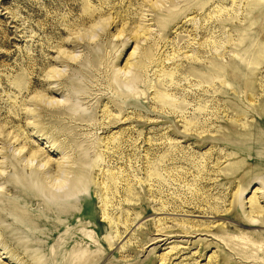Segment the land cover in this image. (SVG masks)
<instances>
[{"label":"rangeland","instance_id":"374dc122","mask_svg":"<svg viewBox=\"0 0 264 264\" xmlns=\"http://www.w3.org/2000/svg\"><path fill=\"white\" fill-rule=\"evenodd\" d=\"M186 7L0 0V264H264L246 220L264 192V0ZM38 161L47 187L81 185L74 223L10 187Z\"/></svg>","mask_w":264,"mask_h":264},{"label":"bare ground","instance_id":"6f19581e","mask_svg":"<svg viewBox=\"0 0 264 264\" xmlns=\"http://www.w3.org/2000/svg\"><path fill=\"white\" fill-rule=\"evenodd\" d=\"M188 3V7H186L183 12L185 13H189V12H195L196 10H202L204 8H207L208 6H210L215 0H184ZM194 2V4H192ZM198 3V4H197ZM245 16V15H244ZM244 18V17H243ZM213 19V18H212ZM245 19V18H244ZM233 19H225L221 21V27H225L226 25L229 26H235L232 22ZM218 24V19L216 20H212L210 24ZM219 25V24H218ZM229 30V29H228ZM243 33L241 34V40H243L242 44H243V50L245 45H246V41H247V36L245 33L246 28L243 27ZM226 34V33H225ZM239 41V40H238ZM247 52V51H246ZM217 57V56H216ZM232 60H235V57L231 58ZM117 77H119L117 75ZM61 85V84H59ZM62 88H58L57 86H54L53 88L48 87L46 88V91L49 94H56L59 90H61ZM54 97V96H52ZM55 98V97H54ZM48 102V99H46L43 103V99L41 98L40 101H38V105L42 106L43 109L47 108V109H54L55 112L57 113H62L64 111L65 106L64 104H61V102ZM40 102V104H39ZM27 114L26 117L28 118H34V120L36 119V114L38 115V112H34L32 111L30 108L27 110ZM259 114L261 117H263L264 120V102L262 103V105L259 108ZM65 112V111H64ZM85 114V113H84ZM83 116V114H81V117ZM77 117V116H76ZM80 117V115H79ZM57 118V117H56ZM53 119V118H51ZM55 119V118H54ZM60 119V118H58ZM262 121V120H261ZM40 131H43V126L39 127ZM45 134H40V136H44ZM60 136V135H59ZM23 149V146H22ZM33 160L35 159H40L41 157L38 156V158L36 156H32ZM58 162L53 161L52 159H48L45 163V169H48L47 167L49 165L52 164H56ZM40 164V162L38 161L37 165L35 167H33L31 164H27L26 167L30 169V171H35L37 172V174L35 176L29 175V176H21L18 180H14L13 182L10 183V187L13 188H20L23 192L22 187L26 188L29 194H34L37 196H42L43 200H44V204H45V212L49 215H52L51 217H56V220H62V218L66 217V219L68 220L67 223L72 224L74 223V221L76 220V215H78V206L79 204L75 203L77 202L82 196H81V192H82V187L81 185L77 182V181H71V185H69V189H65L63 191H56L53 190V188H49L47 187V181L44 178V176L50 172L48 170H37V166ZM53 167V166H51ZM85 169V168H84ZM75 170V169H74ZM79 170V168H78ZM83 170V169H81ZM86 170V169H85ZM84 170V171H85ZM77 170H75L76 172ZM83 171V172H84ZM74 172V173H75ZM65 185H59V189L60 188H64ZM263 197H264V192L263 195H260L258 197L255 196L252 198V200H250V206L247 207L250 209V212H248L249 214H247L248 216L246 217L247 222L250 225H264V206L262 205L263 203ZM243 202L240 201V199L235 201L234 207H233V212L231 214H235L236 211H238V209H242L244 211V206ZM238 208V209H237ZM237 209V210H236ZM53 221L52 219H40V221L38 222V226L41 225H47V224H56V222ZM58 223V222H57ZM61 223V222H60ZM38 226H35L33 229H31L30 231H32L33 235H38V233L40 234L41 231L37 232V230H35ZM172 232V231H171ZM167 232L166 233H160L157 234L159 238H157L156 243L157 242H164L167 241V239H170L173 236L168 235ZM173 233V232H172ZM41 234H44V232H42ZM56 234V232L54 233V235ZM250 235V234H249ZM244 237V236H242ZM246 239V237H244ZM243 238V239H244ZM262 242V241H261ZM252 244V243H251ZM258 245V244H257ZM33 244H29L28 246H26V249H29L31 247H33ZM259 254V253H258ZM258 254L254 253L252 255H248L246 252H241L239 253L240 257L239 259H242L241 261H248L249 259H252V261L258 260Z\"/></svg>","mask_w":264,"mask_h":264}]
</instances>
